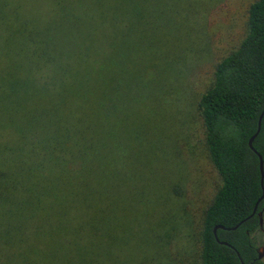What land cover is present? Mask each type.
<instances>
[{
	"label": "trees",
	"instance_id": "obj_1",
	"mask_svg": "<svg viewBox=\"0 0 264 264\" xmlns=\"http://www.w3.org/2000/svg\"><path fill=\"white\" fill-rule=\"evenodd\" d=\"M166 1L142 10L152 0H0V264H110L115 253L125 263V89L131 67L139 73L171 30L159 25ZM198 108L221 179L201 262L263 264L250 140L264 110V0L250 6L247 36L216 66ZM253 146L264 160V118Z\"/></svg>",
	"mask_w": 264,
	"mask_h": 264
},
{
	"label": "rangeland",
	"instance_id": "obj_2",
	"mask_svg": "<svg viewBox=\"0 0 264 264\" xmlns=\"http://www.w3.org/2000/svg\"><path fill=\"white\" fill-rule=\"evenodd\" d=\"M154 1L140 9L154 8ZM255 1H166L168 14L159 25L171 30L158 50L141 56L139 73L134 66L128 74L125 126L119 127L126 151L121 176H127L121 199L132 237L125 263L115 253L110 264H202L204 214L221 179L209 157L198 104L213 84L216 66L247 36ZM142 229L148 243L139 237ZM253 238L258 249L264 247V224Z\"/></svg>",
	"mask_w": 264,
	"mask_h": 264
},
{
	"label": "water",
	"instance_id": "obj_3",
	"mask_svg": "<svg viewBox=\"0 0 264 264\" xmlns=\"http://www.w3.org/2000/svg\"><path fill=\"white\" fill-rule=\"evenodd\" d=\"M263 118H264V110L260 116V119H259V123H258V129L256 131V133L253 135V137L251 138L250 140V147L253 151H255L257 153V155L259 156V159H260V170H261V174H262V187H263V195L262 197L259 199V201L257 202V205H256V208L260 205V203L264 200V160L262 158V156L255 150L254 146H253V143L255 141V139L258 137V135L260 134L261 132V128H262V121H263ZM262 213L260 214V217H262ZM248 220V219H247ZM261 225H263V220L261 219ZM244 222L240 223L238 226L234 227V228H225L224 226H217L214 230V233L217 237V230L218 229H222V230H228V231H233V230H236L238 229ZM222 244L224 245H227V246H230L228 243H225V242H222ZM258 254H259V257L258 259L259 260H262L263 257H264V247L260 248L259 251H258ZM239 255V254H238ZM243 263V262H242ZM244 264V263H243Z\"/></svg>",
	"mask_w": 264,
	"mask_h": 264
},
{
	"label": "flooded vegetation",
	"instance_id": "obj_4",
	"mask_svg": "<svg viewBox=\"0 0 264 264\" xmlns=\"http://www.w3.org/2000/svg\"><path fill=\"white\" fill-rule=\"evenodd\" d=\"M264 201V200H263ZM262 201V202H263ZM261 202V203H262ZM261 203H260V205H261ZM260 205L256 208V206H255V209H254V212H253V214H252V216L251 217H258L259 218V228L258 229H263V225H261V219L263 220V224H264V206L262 207V208H260ZM263 214L262 215V217H260V214ZM257 251H259V249H257ZM260 261H262V260H260ZM253 264V263H252Z\"/></svg>",
	"mask_w": 264,
	"mask_h": 264
}]
</instances>
